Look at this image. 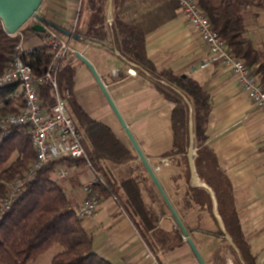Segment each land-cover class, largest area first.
Instances as JSON below:
<instances>
[{
    "label": "crops",
    "instance_id": "crops-1",
    "mask_svg": "<svg viewBox=\"0 0 264 264\" xmlns=\"http://www.w3.org/2000/svg\"><path fill=\"white\" fill-rule=\"evenodd\" d=\"M79 5L81 11L78 12ZM158 12V20L162 23L149 28L147 21L156 23L153 16ZM90 14L89 0H49L45 17L72 28L76 18H79V27H84ZM120 16L129 22L143 21L148 29L146 72L124 61L107 45L81 38L69 39L65 35L61 37L95 68L204 262L238 264L225 242L226 237L217 233L221 224L216 221L214 207L202 208L190 199V187L207 185L196 173L197 183L192 170L191 178L186 177L183 154L169 155L173 149L171 115L174 104L159 91L154 75L168 69L177 75H189L202 85L212 104L207 143L231 180L238 215L251 251L257 263L264 264V110L258 108L241 88L230 68L212 63L206 69L192 73L193 66L207 57V47L188 24L176 0H130L121 9ZM254 19L250 16V24ZM251 27L247 26V35L258 49H262L261 28ZM47 38L48 33L28 31L24 44L27 50H32L44 45ZM65 64H71L75 71L71 97L90 119L110 127L134 156L129 164L122 165L105 158L96 160L97 167H102L117 183L121 200L114 195L103 199L97 214L82 221L84 229L93 238L94 251L112 264H201L91 69L73 55L67 56ZM70 112L85 133L71 106ZM86 145L91 147L87 136ZM195 154L194 148L193 161ZM187 157L191 168L189 152ZM61 165L70 171L61 183L76 208L85 197L84 186L98 180L102 172L96 171L94 166L86 167L85 162ZM131 166L138 169L144 201L158 218L157 228L145 234L136 225L139 217L123 202L126 194L121 181L133 175Z\"/></svg>",
    "mask_w": 264,
    "mask_h": 264
},
{
    "label": "trees",
    "instance_id": "trees-1",
    "mask_svg": "<svg viewBox=\"0 0 264 264\" xmlns=\"http://www.w3.org/2000/svg\"><path fill=\"white\" fill-rule=\"evenodd\" d=\"M129 2L130 0H89L91 14L87 24L84 27L78 26L74 35L107 45L124 61L146 72L149 61L146 50L148 29L143 21L129 22L120 16L121 9ZM200 6L235 55L244 58L264 84V47L258 49L252 38L247 35L244 15L251 6L264 9V0H200ZM110 15L111 24L108 21ZM153 17L156 23L147 21L149 28L162 23L158 20L159 12ZM56 25L68 31L73 28ZM51 29L63 36L59 29ZM27 30L34 31L32 27ZM20 40L18 34L9 35L0 20V73L8 65ZM52 50V46L45 43L24 56L36 76H40L47 68L52 58ZM74 75L71 64L62 66L59 74L62 90H71ZM154 79L159 91L174 104L171 115L173 149L169 155H184L185 174L188 179L191 178L187 157L191 143L189 119L190 116L193 118L195 169L207 187H190V199L202 208L214 207L216 221L221 224L217 233L222 237L228 235L232 239L233 245L227 240L225 242L238 264H258L244 236L231 180L222 169L218 156L207 143L212 109L209 93L193 77L177 75L168 69L154 75ZM18 88L17 84L0 88V117L18 112L24 106L23 96L18 93ZM39 94L44 106L54 104L48 86L41 85ZM183 96L190 102L191 110ZM69 104L86 130L85 134L91 145L90 148L86 145L89 159L96 171L102 172L93 185L94 188L102 194V200L113 195L121 200L117 183L102 167H97L96 160L105 158L122 165L129 164L134 156L110 127L90 119L73 97L69 99ZM35 159L36 151L31 137L23 127L14 129L10 137L0 140V202L7 195L10 184L16 177L25 174ZM73 162L84 163L85 160L62 158L53 161L25 185L22 194L0 221V263L29 264L53 245L59 244L62 250L53 257L50 264H112L94 251L92 236L84 229L82 220L78 219L61 181L54 177V172L60 164L68 166ZM131 169L133 175L121 181V187L126 194L123 202L139 217L136 225L145 234L157 228L158 218L144 201L138 169L132 166Z\"/></svg>",
    "mask_w": 264,
    "mask_h": 264
},
{
    "label": "built area",
    "instance_id": "built-area-1",
    "mask_svg": "<svg viewBox=\"0 0 264 264\" xmlns=\"http://www.w3.org/2000/svg\"><path fill=\"white\" fill-rule=\"evenodd\" d=\"M176 1L188 24L198 32L207 47V57L193 66L192 73H198L212 63L230 68L241 88L258 108L264 110V84L246 60L235 55L226 40L216 31L210 18L202 10L200 0ZM79 11H81L80 5ZM30 20H32V25L39 22L37 15L28 21ZM108 21L111 24L112 18ZM78 26L79 18H76L71 31L73 34ZM47 33L46 43L53 48L52 58L40 76L35 75L32 66L24 59V56L31 50L26 49L23 35L8 65L0 73V88L17 84L24 101V106L18 112L0 117V140L10 137L14 129L23 127L30 135L36 151V159L28 171L16 177L10 184L7 195L0 202V221L22 194L25 185L51 162L62 158L84 159L85 166L93 168L86 148L84 130L70 112V89L62 90L59 82L64 60L68 55L76 56L78 51L51 28H48ZM41 85L49 87L51 97L55 101L53 105L44 106L42 104L39 94ZM69 174L70 171L60 164L54 172V177L62 180ZM96 181L84 186L85 197L75 208L78 219L82 221L95 216L101 206L102 194L93 186Z\"/></svg>",
    "mask_w": 264,
    "mask_h": 264
},
{
    "label": "water",
    "instance_id": "water-1",
    "mask_svg": "<svg viewBox=\"0 0 264 264\" xmlns=\"http://www.w3.org/2000/svg\"><path fill=\"white\" fill-rule=\"evenodd\" d=\"M42 3V0H0V20L3 23V27L5 31L9 35H14L16 34L22 27L23 25L34 15L38 16L39 22L36 23L35 25L32 26V29L36 32L39 33H46L48 28H57L59 29L63 35L68 36L69 38L72 39H79L77 35H74L71 31L65 30L61 27H58L55 23L43 18L42 16L38 15L37 11ZM111 19V15L110 18ZM76 56H78L84 63L88 65V67L91 69L95 79L97 80L98 84L100 85L101 89L105 93L109 103L111 104L113 110L115 111L117 117L119 118L122 126L124 127L132 145L134 146L139 158L141 159L145 169L147 170L150 178L158 188L159 192L161 193L162 197L166 201L169 209L171 210L176 222L178 223L179 227L187 237L188 242L192 246L196 256L198 257L199 261L201 264H206L199 253L196 245L194 244L193 240L189 236V232L186 229L184 223L182 222L181 218L179 217L178 213L176 212L174 206L172 205L168 195L166 194L162 184L160 183L154 169L150 165L147 157L145 154L142 152L140 149L138 143L136 142L135 138L133 137L131 131L127 127L125 121L121 117L118 109L116 108L114 102L112 101L108 91L106 90L104 84L102 83L98 73L96 72L95 68L93 65L80 53L77 52ZM184 97V96H183ZM188 107L191 108L190 102L184 97ZM189 124H190V136H191V143H190V148H189V156L191 160V170L193 177L196 179L198 183V178L196 176V169H195V164L193 161V154H194V146H195V139H194V127H193V118L190 116L189 119ZM226 239L233 245L232 239L228 236L225 235Z\"/></svg>",
    "mask_w": 264,
    "mask_h": 264
},
{
    "label": "rangeland",
    "instance_id": "rangeland-1",
    "mask_svg": "<svg viewBox=\"0 0 264 264\" xmlns=\"http://www.w3.org/2000/svg\"><path fill=\"white\" fill-rule=\"evenodd\" d=\"M48 3L49 0H42V3L37 11L38 15L42 16L43 18L46 19L45 14H46V10L48 8ZM246 14L245 15V20H246V24L247 26H256L257 28H261L262 30V35L264 36V9H258L255 7H248L247 10L245 11ZM250 16L251 17H255L254 22L252 24H250ZM33 26L32 25V20L27 21L23 27L16 33L18 34L20 37H24V40L26 39V33L28 32V28ZM252 28V27H251ZM195 148V146H194ZM196 149V148H195ZM147 171V170H146ZM187 177V175H186ZM62 181V180H60ZM203 182V181H202ZM61 250L62 247L59 244H55L53 247L49 248L47 251H45L44 253H42L40 256H38V258H36L33 262L29 263V264H50L52 258ZM2 264V263H0Z\"/></svg>",
    "mask_w": 264,
    "mask_h": 264
}]
</instances>
